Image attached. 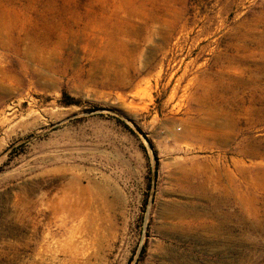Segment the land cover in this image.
<instances>
[{
    "label": "rangeland",
    "instance_id": "374dc122",
    "mask_svg": "<svg viewBox=\"0 0 264 264\" xmlns=\"http://www.w3.org/2000/svg\"><path fill=\"white\" fill-rule=\"evenodd\" d=\"M0 20L60 58L0 102V264H264L245 152L264 145V0H0Z\"/></svg>",
    "mask_w": 264,
    "mask_h": 264
},
{
    "label": "bare ground",
    "instance_id": "6f19581e",
    "mask_svg": "<svg viewBox=\"0 0 264 264\" xmlns=\"http://www.w3.org/2000/svg\"><path fill=\"white\" fill-rule=\"evenodd\" d=\"M6 17V16H5ZM5 21V20H3ZM1 22L0 20V48L2 49L0 51V102L5 101L7 99L8 96L12 95V94H18V95H22V91L27 87V86H31V85H36V84H43L42 80H47V75L46 73H42L41 70H45L47 72H52V70H56V64L54 62V60L56 59V57L58 58L57 60H60L59 56H57L55 54V56L51 55L50 50V54L47 53V51L45 53H42L39 51V47L41 42L39 43L38 40L37 42V36L36 33H32L31 31L27 30L24 34V36H21V34H19V36H15L14 35V31H16V29L18 28L19 24H16L15 22L10 23L9 25L6 24L5 22ZM23 25H21L22 27ZM18 30V29H17ZM18 33V32H17ZM20 33V32H19ZM45 38V36H44ZM40 39V38H38ZM42 39V38H41ZM47 39V38H46ZM45 40V39H44ZM50 40V39H49ZM45 42V41H43ZM57 42V41H55ZM45 46H47L46 43H44ZM23 46L25 49H23ZM53 46V45H52ZM43 47V46H41ZM48 48V47H47ZM41 49V48H40ZM43 50V49H42ZM45 50V49H44ZM47 50V49H46ZM53 50V49H52ZM42 53V54H41ZM56 53V52H55ZM61 54V53H60ZM68 58V57H67ZM72 58V56H71ZM63 59V58H62ZM76 59V58H75ZM74 59V60H75ZM71 60V59H70ZM62 61V60H61ZM63 62V61H62ZM67 62V61H66ZM65 66V64H64ZM67 67V66H66ZM62 68V67H61ZM65 68V67H64ZM61 70V69H60ZM65 70V69H64ZM110 70V69H109ZM112 72V70L110 71ZM107 73V72H106ZM56 74V72H55ZM110 74V73H109ZM108 75V74H105ZM129 76V75H128ZM106 78V77H105ZM126 78L124 76H120V75H116L113 73L108 75L106 78V82H108L109 84L115 85V84H125L126 83ZM56 80V79H55ZM48 81V80H47ZM105 81V80H104ZM104 82V83H106ZM45 83V82H44ZM49 83V82H46ZM127 84V83H126ZM46 85V84H45ZM262 89V88H261ZM262 91L264 92V88L262 89ZM230 122H234V117L229 118ZM262 143L261 140H256L254 139H250L247 141V146L248 149L245 150V152L247 153V155H250L249 157H251L252 155L254 157H259L261 158V164L264 163V145L260 144ZM243 146V145H241ZM244 149V148H243ZM244 151V150H243ZM193 159V158H192ZM189 160V159H188ZM255 162V161H254ZM260 162V161H259ZM196 163V162H195ZM256 163V162H255ZM186 164V163H185ZM191 164V163H190ZM198 164V163H196ZM195 164V165H196ZM183 165V164H182ZM185 167V165L183 166ZM182 167V168H183ZM188 167V165H187ZM192 167V165H191ZM197 167V165H196ZM248 168V167H247ZM190 170V169H189ZM203 170V169H202ZM193 171V170H192ZM204 171V170H203ZM203 171H199V173H203ZM258 170H256L257 172ZM244 172V171H243ZM200 173V174H201ZM258 173V172H257ZM195 174V173H193ZM206 174V173H205ZM263 174V173H262ZM207 175V174H206ZM205 175V176H206ZM204 176V177H205ZM215 176V175H214ZM214 176H212L211 178H213ZM219 176V175H218ZM263 176V175H262ZM208 177V176H206ZM251 177L254 178V176L251 175ZM188 178V177H187ZM208 179V178H207ZM260 179V178H259ZM213 180V179H212ZM216 180V179H215ZM256 181V179H255ZM204 183V182H203ZM256 184V183H255ZM197 185V184H195ZM252 185V184H251ZM255 186V185H253ZM259 186V185H258ZM209 187V186H208ZM216 187V186H215ZM257 187V186H256ZM198 188L199 187H195ZM211 188V187H210ZM209 188V189H210ZM217 188V187H216ZM215 188V190H216ZM208 189V190H209ZM202 191V190H201ZM207 191V188H206ZM205 192V191H204ZM203 192V194H204ZM214 192V191H213ZM197 193V192H196ZM208 194V193H207ZM211 194V193H210ZM227 194V193H226ZM209 195V194H208ZM203 196V195H202ZM210 196V195H209ZM215 196V195H214ZM211 197V196H210ZM223 197V196H222ZM225 197V195H224ZM223 197V198H224ZM213 198V196H212ZM222 198V199H223ZM239 198V197H237ZM214 199V198H213ZM226 199V197L224 198V200ZM235 199V197H234ZM206 200V199H205ZM210 201V200H209ZM212 201V200H211ZM218 201V200H217ZM222 201V200H221ZM240 201V200H239ZM225 202V201H224ZM227 202V201H226ZM217 203V202H216ZM225 204V203H224ZM259 206V205H258ZM215 207V206H214ZM217 207V205H216ZM191 208V207H190ZM213 208V207H212ZM257 209V208H256ZM213 210H215V208H213ZM212 210V211H213ZM242 210V209H241ZM244 210V208H243ZM261 210V209H260ZM219 211V210H218ZM214 212V211H213ZM244 212V211H243ZM175 213V212H174ZM245 213V212H244ZM243 213V214H244ZM248 213V212H246ZM224 215V214H223ZM221 216V214H220ZM227 216V215H226ZM223 217V216H222ZM247 217V216H245ZM219 218V217H218ZM224 218V217H223ZM230 218V217H229ZM220 219V218H219ZM232 219V218H231ZM244 219V218H243ZM247 220V218L245 219ZM244 220V221H245ZM229 221V220H228ZM240 221V220H239ZM242 221V220H241ZM243 221V222H244ZM225 222V221H224ZM247 222V221H246ZM205 223V222H204ZM218 223V222H217ZM220 224V223H219ZM218 224V225H219ZM242 224V223H241ZM208 225H212V224H208ZM207 225V226H208ZM226 225V224H224ZM239 226V225H238ZM210 228V226H208ZM219 228L220 225L218 226ZM240 227V226H239ZM17 228V227H16ZM182 228V227H181ZM184 228V227H183ZM217 228V227H215ZM194 229V228H193ZM192 229V230H193ZM203 229V228H202ZM212 229V228H211ZM224 229V228H223ZM191 230V231H192ZM195 230V229H194ZM205 226H204V229ZM197 231V230H196ZM199 231V229H198ZM215 231V229H214ZM11 232V231H10ZM25 232V229L21 226L18 230V235H22ZM202 232V231H200ZM188 233V232H187ZM31 234V233H30ZM35 234V232L32 231V235L33 236ZM184 234V233H183ZM196 234V233H195ZM201 235V233L199 234ZM206 235V234H205ZM197 236V235H196ZM218 236V235H217ZM200 238V237H199ZM202 238V237H201ZM206 238V236L204 237V239ZM49 243V242H48ZM49 247V245H48ZM42 261V258L35 256L34 259H32L29 264H40ZM10 263V262H9Z\"/></svg>",
    "mask_w": 264,
    "mask_h": 264
}]
</instances>
